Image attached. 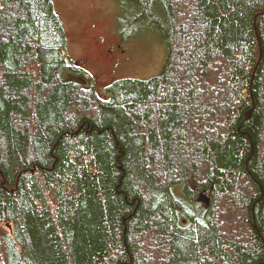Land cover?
<instances>
[{
    "label": "trees",
    "instance_id": "trees-1",
    "mask_svg": "<svg viewBox=\"0 0 264 264\" xmlns=\"http://www.w3.org/2000/svg\"><path fill=\"white\" fill-rule=\"evenodd\" d=\"M116 2L168 50L103 99L53 0H0V264H264V0Z\"/></svg>",
    "mask_w": 264,
    "mask_h": 264
},
{
    "label": "rangeland",
    "instance_id": "rangeland-1",
    "mask_svg": "<svg viewBox=\"0 0 264 264\" xmlns=\"http://www.w3.org/2000/svg\"><path fill=\"white\" fill-rule=\"evenodd\" d=\"M53 3L68 33L69 58L80 62L94 77L101 98H109L106 87L116 79H148L162 71L168 50L163 37L149 27L137 31L125 23L120 28L123 15L116 0H53ZM106 49L112 50L115 62H104L98 57ZM118 56L122 57L119 62ZM63 74L71 78L68 71Z\"/></svg>",
    "mask_w": 264,
    "mask_h": 264
},
{
    "label": "flooded vegetation",
    "instance_id": "flooded-vegetation-1",
    "mask_svg": "<svg viewBox=\"0 0 264 264\" xmlns=\"http://www.w3.org/2000/svg\"><path fill=\"white\" fill-rule=\"evenodd\" d=\"M111 51H112L111 49L102 50V51H100L98 57H99L102 61H104V62L112 61V63H113V62H115V61H114V59L112 58V56H111V54H110ZM120 59H122L121 56L116 57V60H117L118 62H119Z\"/></svg>",
    "mask_w": 264,
    "mask_h": 264
},
{
    "label": "bare ground",
    "instance_id": "bare-ground-1",
    "mask_svg": "<svg viewBox=\"0 0 264 264\" xmlns=\"http://www.w3.org/2000/svg\"><path fill=\"white\" fill-rule=\"evenodd\" d=\"M205 198L207 199L206 194H203L202 197H200V199H201L203 202H205ZM205 203H206V202H205Z\"/></svg>",
    "mask_w": 264,
    "mask_h": 264
},
{
    "label": "water",
    "instance_id": "water-1",
    "mask_svg": "<svg viewBox=\"0 0 264 264\" xmlns=\"http://www.w3.org/2000/svg\"><path fill=\"white\" fill-rule=\"evenodd\" d=\"M249 113L250 112H248V114L247 115H249ZM205 202H206V204H208L209 203V198L207 197V199L205 198Z\"/></svg>",
    "mask_w": 264,
    "mask_h": 264
}]
</instances>
